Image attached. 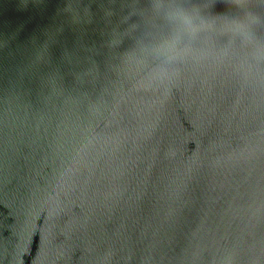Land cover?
<instances>
[{"label":"water","instance_id":"water-1","mask_svg":"<svg viewBox=\"0 0 264 264\" xmlns=\"http://www.w3.org/2000/svg\"><path fill=\"white\" fill-rule=\"evenodd\" d=\"M152 2L0 0V264H264V84Z\"/></svg>","mask_w":264,"mask_h":264},{"label":"clouds","instance_id":"clouds-1","mask_svg":"<svg viewBox=\"0 0 264 264\" xmlns=\"http://www.w3.org/2000/svg\"><path fill=\"white\" fill-rule=\"evenodd\" d=\"M226 4L235 10L234 14H211L212 0H153L148 8L150 17L172 26V31L162 36L153 49L161 61V76L168 74L169 65L180 64L190 54L182 38L204 34L210 42L213 35L230 34L242 37L248 49L245 74L264 84V0H226ZM171 74L179 78L182 69L174 67Z\"/></svg>","mask_w":264,"mask_h":264}]
</instances>
